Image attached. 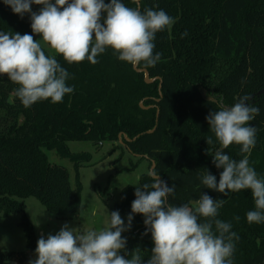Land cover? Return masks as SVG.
<instances>
[{
	"label": "trees",
	"instance_id": "1",
	"mask_svg": "<svg viewBox=\"0 0 264 264\" xmlns=\"http://www.w3.org/2000/svg\"><path fill=\"white\" fill-rule=\"evenodd\" d=\"M122 2L135 7L132 0ZM148 8L163 9L175 20L170 29L156 33L153 55L160 53L161 59L155 67L141 62L135 68L119 60L111 48L97 56L95 65L87 60L68 64L56 55L69 73L66 84L74 92L66 94L63 102L42 100L30 107L16 96L18 85L0 75V213L21 216L26 258L37 246L26 198L36 197L60 218L81 211L80 169L92 155L71 152L68 142L90 141L99 147L120 141L132 155L148 159L151 167L154 161L161 180L175 186L168 203L194 206L205 193L224 200L215 219L230 223L239 237L233 241V264H264V222L250 224L246 218L255 210L251 190L224 195L201 182L208 171L218 183L223 171L207 152L214 154L221 146L206 117L232 107L245 95L250 105L260 109L250 121L257 129L256 144L250 154L242 153V146L236 144L223 151L237 162L248 155L249 166L264 180V0H140V11ZM104 17L106 13L102 23ZM0 32L30 34L36 40L39 36L32 32L31 14H15L3 0ZM137 69H146L154 81L147 82L145 73ZM202 89L215 97H206ZM209 136L211 145L206 143ZM46 150H55L73 163L74 188L69 170L52 163ZM153 182L148 173L140 176L141 187ZM135 191L133 185L124 187L114 206L126 218L133 216L130 229L122 233L127 243L120 255L131 258V252L140 248L142 260L147 261L154 243L145 217L131 212ZM13 259L14 253L0 249V264Z\"/></svg>",
	"mask_w": 264,
	"mask_h": 264
},
{
	"label": "clouds",
	"instance_id": "2",
	"mask_svg": "<svg viewBox=\"0 0 264 264\" xmlns=\"http://www.w3.org/2000/svg\"><path fill=\"white\" fill-rule=\"evenodd\" d=\"M3 2L20 16L31 13L32 32L42 37L41 41L30 34L0 32V75H6L18 85L15 94L25 107L42 100L60 103L66 94L74 92L66 84L69 73L56 55L68 64L87 60L95 65L97 56L111 48L121 61L155 67L161 59L160 53L153 55L156 33L170 29L175 23L163 9L148 8L141 12L140 0H132L135 7L126 6L122 0ZM32 4L43 7L38 13L32 12ZM45 46L51 54H46ZM249 99L245 95L232 107H222L206 117L221 146L214 154L207 152L216 168L223 171L218 183L216 176L208 171L201 182L224 195L250 189L255 210L249 211L246 218L251 224L264 222V180L249 166L248 155L237 162L223 151L236 144L242 146V153L250 154L255 146L257 129L250 121L260 109L250 105ZM206 143L213 144L211 136ZM148 175L154 182L137 186L131 204V212L142 214L151 232L154 247L147 261L142 260L140 248L131 252V258L120 255L127 243L122 233L130 229L133 216H128L125 226L119 212L113 211L107 227L100 230L77 232L65 224L55 235L40 237L35 249L37 258L29 264H233V241L239 237L231 231L230 223L215 219L224 200H214L205 193L194 206H174L168 203V198L174 194L175 186L169 187L154 170ZM201 217L205 218L204 222H200Z\"/></svg>",
	"mask_w": 264,
	"mask_h": 264
},
{
	"label": "rangeland",
	"instance_id": "3",
	"mask_svg": "<svg viewBox=\"0 0 264 264\" xmlns=\"http://www.w3.org/2000/svg\"><path fill=\"white\" fill-rule=\"evenodd\" d=\"M43 5H31L32 12H39ZM31 14V13H30ZM38 40L42 41L39 35ZM45 49H49L45 46ZM206 97H215L211 92L202 89ZM69 149L74 153L89 152L92 159L80 169V180L83 185L81 211L78 215L60 218L49 211L36 197H28L24 201L27 205V215L34 224L37 241L45 239L49 234L55 235L62 226L67 224L77 232L100 230L107 227L110 214L118 211L114 208L121 200V191L128 185L135 188L141 186L140 176L149 173L151 162L132 155L123 143L105 142L96 146L90 141L68 142ZM52 163L66 167L70 172V182L75 187L73 163L60 157L55 150H46ZM127 226V218L118 211ZM21 216L12 214L5 217L0 213V249L14 253V261L18 264H29L37 258L35 250L26 258L22 255L28 252L27 237L20 226ZM125 232V231H124ZM123 232V233H124Z\"/></svg>",
	"mask_w": 264,
	"mask_h": 264
},
{
	"label": "water",
	"instance_id": "4",
	"mask_svg": "<svg viewBox=\"0 0 264 264\" xmlns=\"http://www.w3.org/2000/svg\"><path fill=\"white\" fill-rule=\"evenodd\" d=\"M134 67L137 68V65H135ZM137 70L145 73V77H146L147 82H152V81H154V79H151V78L149 77V72H148L146 69H137ZM160 89H161V85H160ZM141 105L143 106L142 103H141ZM121 136H122V135H120V137H121ZM154 168H155V162L153 161V162H152V167H151L150 171L154 170ZM159 178H160V177H159ZM160 179H161V178H160ZM8 264H18V262L14 261V260H11V261L8 262Z\"/></svg>",
	"mask_w": 264,
	"mask_h": 264
},
{
	"label": "crops",
	"instance_id": "5",
	"mask_svg": "<svg viewBox=\"0 0 264 264\" xmlns=\"http://www.w3.org/2000/svg\"><path fill=\"white\" fill-rule=\"evenodd\" d=\"M1 248V247H0Z\"/></svg>",
	"mask_w": 264,
	"mask_h": 264
}]
</instances>
